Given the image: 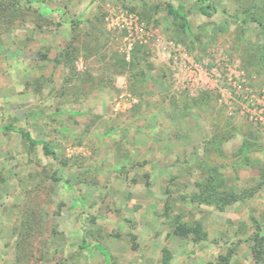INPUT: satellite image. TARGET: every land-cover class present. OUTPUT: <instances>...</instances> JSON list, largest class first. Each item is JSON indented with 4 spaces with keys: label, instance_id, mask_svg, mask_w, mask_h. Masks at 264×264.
Segmentation results:
<instances>
[{
    "label": "rangeland",
    "instance_id": "rangeland-1",
    "mask_svg": "<svg viewBox=\"0 0 264 264\" xmlns=\"http://www.w3.org/2000/svg\"><path fill=\"white\" fill-rule=\"evenodd\" d=\"M0 264H264V0H0Z\"/></svg>",
    "mask_w": 264,
    "mask_h": 264
},
{
    "label": "trees",
    "instance_id": "trees-1",
    "mask_svg": "<svg viewBox=\"0 0 264 264\" xmlns=\"http://www.w3.org/2000/svg\"><path fill=\"white\" fill-rule=\"evenodd\" d=\"M168 10H169V12L173 15V17H175V18L181 20L182 25H184V26L187 25L186 17H185V15H184L181 11H179L178 9H176V8H175L173 5H171V4L168 5ZM199 10H200L202 13H204V14H209V11H207V9H206V5H204V4H201V5L199 6ZM252 21L257 22L258 24H262V22H261L258 18H253ZM24 135H25V137L27 138V140H28L30 143H33V144H34V143L39 142V141H36V140L32 139L27 133H24ZM44 148H45L46 150H48L49 153H52V154H53V151L50 150V149L47 147L46 144H44ZM97 247L100 249L101 252H104V251H105V250L102 249L99 245H97Z\"/></svg>",
    "mask_w": 264,
    "mask_h": 264
}]
</instances>
